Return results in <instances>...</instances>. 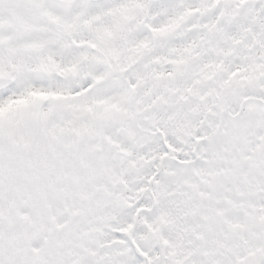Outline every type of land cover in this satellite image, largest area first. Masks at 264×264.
<instances>
[{"label": "snow or ice", "instance_id": "snow-or-ice-1", "mask_svg": "<svg viewBox=\"0 0 264 264\" xmlns=\"http://www.w3.org/2000/svg\"><path fill=\"white\" fill-rule=\"evenodd\" d=\"M257 47L264 49V0H0V193H21L17 181L23 180L41 200L59 197V185L76 178L90 147H95L90 140L108 122L123 124L126 104L140 105L153 93V104L163 101L165 92L179 89L164 85L158 91L160 79L186 75L190 61L209 51L221 59L200 67L204 79L211 78L207 69L223 67L229 56ZM243 59L251 62L237 65L229 79L264 76V57L246 54ZM161 64L172 70L153 67ZM200 82L198 78L193 84ZM145 85L143 96H137ZM203 140L197 137L196 143ZM163 145L160 159L170 175L157 172L150 180L174 181L199 195L200 203L186 204L205 222L196 227L211 231L220 222L244 227L233 224L226 213L242 219L250 215L249 208L264 211L259 185L248 194L259 203L230 195H244L241 178L252 187L244 169L264 168V145L248 147L230 159L219 156L229 166L206 175L205 153L216 152L219 145L205 143L203 151L193 147L183 154L167 140ZM221 202L225 207L216 206ZM142 205L113 203V219L145 211ZM92 231L98 238L72 264H198V246L183 251L179 243L165 239L170 250L161 255L138 235L143 228L131 221ZM256 235L250 233L251 239L235 253V264H264V244L255 242ZM22 264L33 262L24 257Z\"/></svg>", "mask_w": 264, "mask_h": 264}, {"label": "clouds", "instance_id": "clouds-1", "mask_svg": "<svg viewBox=\"0 0 264 264\" xmlns=\"http://www.w3.org/2000/svg\"><path fill=\"white\" fill-rule=\"evenodd\" d=\"M246 54L259 59L264 57V49L257 47L229 56L223 67L207 69L211 78L204 79L199 74L200 67L221 59L209 51L190 61L186 75L160 79L158 91H163L164 85L179 89L165 92L163 101L153 104V93L144 96L140 105L134 101L126 104L123 124L119 120L108 122L90 140L95 147H90L76 178L69 177L59 185L63 189L59 197L41 200L23 180L17 181L21 193L8 189L0 193V264H22L24 257L33 264H72L98 238L99 233L92 229L129 221L135 228H143L138 235L145 236L161 255L170 250L163 243L165 239L169 244L179 243L183 251L198 246V264H235V253L245 240L251 239L252 232L257 233L255 242L264 244V211L249 208L248 217L239 214L242 219L227 212L233 224L244 227L232 228L220 222L209 231L196 227L205 222L186 206L201 202L197 193L187 185L177 187L174 181L150 180L157 172L163 177L170 175V169L160 159L165 140L181 154L191 152L193 147L203 151L205 143L219 145L216 152L205 153V175L229 166L219 156L230 159L248 147L264 145V76L257 73L253 81L242 79L243 74L229 79V72L237 65L251 62L243 59ZM153 67L158 72L172 70L171 65ZM198 78L201 82L194 85ZM147 87L142 86L136 95L143 96ZM190 87L191 92L187 91ZM105 137H110L111 142ZM197 137L204 138L201 144L196 143ZM244 171L252 187L241 178L239 188L244 195L238 196L235 191L230 195L246 203H259L248 194L255 192L257 185L264 189V168L249 171L246 167ZM201 190H206L203 185ZM260 195L264 197V192ZM189 196L193 197L191 201ZM141 201L145 211L113 219V203L134 208ZM216 206L225 207L223 202ZM145 222L151 223L155 231L149 230Z\"/></svg>", "mask_w": 264, "mask_h": 264}]
</instances>
